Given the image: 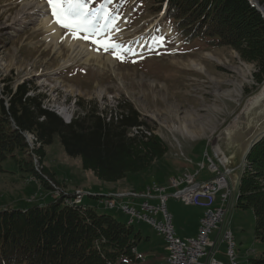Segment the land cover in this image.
<instances>
[{
	"label": "rangeland",
	"instance_id": "1",
	"mask_svg": "<svg viewBox=\"0 0 264 264\" xmlns=\"http://www.w3.org/2000/svg\"><path fill=\"white\" fill-rule=\"evenodd\" d=\"M100 1L77 0L84 5L81 11L90 21L88 28L96 29L101 24V37L97 38L94 31L63 28L48 0H0V92L5 86L14 90L28 83L30 93L41 99L45 109L66 122L61 111L72 114L74 121L96 110L108 122L111 115L119 118L121 111L132 108L145 126L133 129L129 136L142 132L155 137L167 151L149 169L107 182L84 168L81 157L70 156L59 136L41 153L25 139L24 152L2 164L5 172H0V210L46 204L54 195L64 198L65 204L78 194L106 196L107 190H114L120 195L141 189L145 192L153 185L166 187L183 171L193 173L204 160L209 162L208 153L220 166L212 153L215 139L264 86V78L259 76L260 62L245 60L236 48L188 52L190 45L187 49L180 47L170 26L162 25L158 32L161 23L157 16L146 11L137 17L142 11L136 0H103L98 4ZM256 1L259 8L255 9L264 18V0ZM93 40L99 43L93 44ZM71 42L84 45L90 53L72 49ZM104 43L108 49L100 47ZM29 163L35 174L26 169ZM212 177L205 164L198 180ZM89 196L84 204L96 203L98 214L126 222L120 210L105 209ZM151 203L157 204L155 200ZM167 203L177 237H197L204 210L176 204L171 198ZM226 224L235 238L239 264H250L256 256L253 252L259 251L258 256L264 253L258 248L263 243L252 241L255 216L251 210L234 208L230 224L229 219ZM134 227L140 230L141 240L132 252L136 254L137 250L142 264H167L164 238L144 223H135ZM220 227L213 230L210 242L216 241ZM227 247L228 243H223L218 249L225 253Z\"/></svg>",
	"mask_w": 264,
	"mask_h": 264
},
{
	"label": "trees",
	"instance_id": "2",
	"mask_svg": "<svg viewBox=\"0 0 264 264\" xmlns=\"http://www.w3.org/2000/svg\"><path fill=\"white\" fill-rule=\"evenodd\" d=\"M139 6V17L146 11L157 16L190 49L229 46L259 61L264 78V18L247 0H139ZM40 100L28 83L0 92V172L3 162L24 152L26 133L36 136L40 153L59 136L70 156L81 157L84 168L107 182L149 169L167 151L155 137L129 136L145 126L132 108L108 122L94 110L67 124ZM26 167L36 173L30 163ZM238 192L236 208L254 213V238L264 243V139L246 161ZM140 240L135 227L94 208L68 206L62 197L0 210V264H142L132 252ZM250 263L264 264V253Z\"/></svg>",
	"mask_w": 264,
	"mask_h": 264
},
{
	"label": "built area",
	"instance_id": "3",
	"mask_svg": "<svg viewBox=\"0 0 264 264\" xmlns=\"http://www.w3.org/2000/svg\"><path fill=\"white\" fill-rule=\"evenodd\" d=\"M209 169L213 177L205 182L198 183L196 174L185 172L179 180H171L170 188L173 189L172 197L185 205L201 207L205 210L204 217L200 221L199 234L195 238L180 239L177 237L172 217L167 210V188L149 187L142 197L145 201L139 209H135L130 203L108 205L106 207L120 208L128 217L129 221L143 222L152 227L167 244V249L172 250V260L168 264H222L215 259V245L228 243L226 256L227 264H238L236 257V245L230 240V231L227 229V220L231 214L230 201L233 189L229 182L226 171L220 168L214 161L208 159ZM204 165H200L202 169ZM82 194L76 196V200ZM130 196H135L131 194ZM118 198L124 195H117ZM156 200L157 204L151 203ZM68 204H73L70 200ZM220 225L215 242H210L209 237L213 230ZM210 246V250L207 247ZM204 260V261H203Z\"/></svg>",
	"mask_w": 264,
	"mask_h": 264
},
{
	"label": "water",
	"instance_id": "4",
	"mask_svg": "<svg viewBox=\"0 0 264 264\" xmlns=\"http://www.w3.org/2000/svg\"><path fill=\"white\" fill-rule=\"evenodd\" d=\"M263 139L264 86L220 132L212 147L214 156L231 180L235 196L238 195L246 161Z\"/></svg>",
	"mask_w": 264,
	"mask_h": 264
},
{
	"label": "snow or ice",
	"instance_id": "5",
	"mask_svg": "<svg viewBox=\"0 0 264 264\" xmlns=\"http://www.w3.org/2000/svg\"><path fill=\"white\" fill-rule=\"evenodd\" d=\"M48 4L51 6L52 14L57 17V23L60 24L63 28L71 29L73 31H85L89 30L88 25L90 21L87 20V17L81 11L84 8V5L77 2V0H48ZM90 15H95L91 14ZM81 19H73V18ZM92 27H96L92 25ZM86 38V37H85ZM163 39V37H161ZM93 44H98L99 41L93 40ZM100 47L108 49L109 45L107 43L100 44ZM119 59V57H117Z\"/></svg>",
	"mask_w": 264,
	"mask_h": 264
},
{
	"label": "bare ground",
	"instance_id": "6",
	"mask_svg": "<svg viewBox=\"0 0 264 264\" xmlns=\"http://www.w3.org/2000/svg\"><path fill=\"white\" fill-rule=\"evenodd\" d=\"M250 1V5L253 7V8H259V2L256 1V0H249ZM17 19V18H16ZM18 21V20H17ZM101 24H99V27L98 28H88L89 31H94V36L97 37V38H100L101 37V32L99 31L101 26ZM108 31V30H107ZM113 32V31H112ZM113 34V33H111ZM114 35V34H113ZM112 35V36H113ZM99 40V39H98ZM101 40V39H100ZM108 42V41H107ZM110 43V42H109ZM111 45V44H110ZM71 46H72V49L78 51V52H83L84 53H90L89 52V49H87L84 45V47L82 45H78L76 44V42H71ZM79 49V50H78ZM96 54V53H95ZM87 56V55H86ZM89 56V55H88ZM94 56V54H93ZM101 55H97V57H100ZM67 62V61H66ZM45 108V107H44ZM62 115L65 116V119L67 120V122H71V120L73 119L72 114L70 115L68 112L66 113V111H61ZM135 129V128H134ZM25 139L27 140V143L29 145H34L35 147H40V143L38 142L37 138L35 135L31 134V133H26L24 135ZM180 176L176 177V178H173L172 180H179ZM152 187H160L159 185H153ZM80 196H83V195H80ZM106 204L108 205H115V200L114 199H108L105 201ZM236 203H237V198L235 196V194L233 193V195L231 196V201H230V211L232 212L234 210V208L236 207ZM72 205V204H71ZM108 208H111V207H108ZM112 209V208H111ZM135 221H129V224H133ZM230 240L232 241V244L233 245H236V242H235V239H234V236H233V233L230 231ZM226 245V244H225ZM168 251V261H171L172 260V250L170 249H167ZM227 260V259H226Z\"/></svg>",
	"mask_w": 264,
	"mask_h": 264
},
{
	"label": "crops",
	"instance_id": "7",
	"mask_svg": "<svg viewBox=\"0 0 264 264\" xmlns=\"http://www.w3.org/2000/svg\"><path fill=\"white\" fill-rule=\"evenodd\" d=\"M185 171H183L182 173H184ZM196 172H197V169L195 170V172H193L192 174H196ZM201 173H202V171L201 172H199L198 173V175H197V179L201 176ZM179 174H181V173H177L176 175H179ZM199 181V180H198ZM203 181H205V180H203ZM202 182V181H201ZM164 186V185H163ZM144 191V189H141V190H138L137 191V193H140L139 195H138V197H135V199H132V198H127V199H125L124 201L125 202H132L133 204H135V207L136 208H138L139 207V205L144 201L143 200V198H141V192H143ZM173 190L172 189H168L167 190V192L168 193H170V192H172ZM97 192H99L98 190H97ZM101 192L102 193H104V191L103 190H101ZM106 194L108 195V194H116V191H114V190H107V192H106ZM135 200H137V202H135ZM173 201H175V203L176 204H180V202H178V201H176L175 199H172ZM182 204V203H181ZM89 205H91V206H94V207H97V204L96 203H89ZM192 207V206H191ZM196 206H193V208H195ZM196 208H199V207H196ZM200 209H202V208H200ZM202 212H203V209L201 210ZM202 217H203V215L201 216V218L200 219H202ZM200 223V222H199ZM141 224V223H140ZM145 224V223H144ZM138 232H140V230L138 231ZM189 237H192V235H188ZM194 237H196V236H194ZM250 238H252V236L251 237H249V238H247L246 240L248 241V240H250ZM252 241L255 243L256 242V240H255V238H253L252 239ZM240 244H242V242L240 241ZM258 248L260 249V251H263L264 252V243L263 244H258ZM219 249H218V251H217V255H216V259L217 260H219V262H221V263H226L227 262V258H226V256H225V253H221L220 252V254H219ZM166 253H167V251H166ZM258 253H259V251L256 253V252H254V254L256 255L255 256V258H258L259 256H258ZM239 258H241L240 256H239ZM237 261H238V258H237ZM166 262H167V260H166Z\"/></svg>",
	"mask_w": 264,
	"mask_h": 264
}]
</instances>
